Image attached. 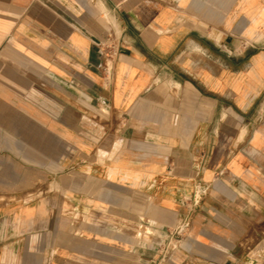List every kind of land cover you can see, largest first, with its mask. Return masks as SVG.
<instances>
[{
    "label": "crops",
    "instance_id": "1",
    "mask_svg": "<svg viewBox=\"0 0 264 264\" xmlns=\"http://www.w3.org/2000/svg\"><path fill=\"white\" fill-rule=\"evenodd\" d=\"M0 264H264V0H0Z\"/></svg>",
    "mask_w": 264,
    "mask_h": 264
},
{
    "label": "built area",
    "instance_id": "2",
    "mask_svg": "<svg viewBox=\"0 0 264 264\" xmlns=\"http://www.w3.org/2000/svg\"><path fill=\"white\" fill-rule=\"evenodd\" d=\"M182 231V228L178 230V232H181Z\"/></svg>",
    "mask_w": 264,
    "mask_h": 264
}]
</instances>
